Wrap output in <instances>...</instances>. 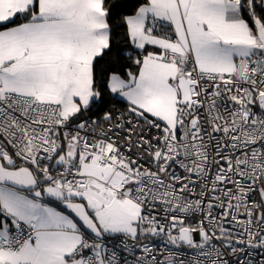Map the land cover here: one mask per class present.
Returning <instances> with one entry per match:
<instances>
[{
  "label": "snow or ice",
  "instance_id": "1",
  "mask_svg": "<svg viewBox=\"0 0 264 264\" xmlns=\"http://www.w3.org/2000/svg\"><path fill=\"white\" fill-rule=\"evenodd\" d=\"M0 264H264V0H0Z\"/></svg>",
  "mask_w": 264,
  "mask_h": 264
},
{
  "label": "trees",
  "instance_id": "2",
  "mask_svg": "<svg viewBox=\"0 0 264 264\" xmlns=\"http://www.w3.org/2000/svg\"><path fill=\"white\" fill-rule=\"evenodd\" d=\"M112 2H119V0H109V3H112Z\"/></svg>",
  "mask_w": 264,
  "mask_h": 264
}]
</instances>
